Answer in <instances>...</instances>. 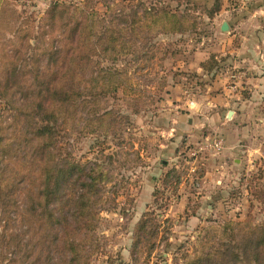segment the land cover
Wrapping results in <instances>:
<instances>
[{
	"label": "rangeland",
	"instance_id": "rangeland-1",
	"mask_svg": "<svg viewBox=\"0 0 264 264\" xmlns=\"http://www.w3.org/2000/svg\"><path fill=\"white\" fill-rule=\"evenodd\" d=\"M54 4L71 18L54 25ZM66 42L85 58L57 155L95 178V230L78 241L86 264H197L222 252L257 264L242 252L264 233V0H0V264L58 258L26 213L39 126L29 111L41 78L54 90L44 53ZM215 136L221 152L198 151ZM144 217L153 232L136 253Z\"/></svg>",
	"mask_w": 264,
	"mask_h": 264
},
{
	"label": "trees",
	"instance_id": "trees-1",
	"mask_svg": "<svg viewBox=\"0 0 264 264\" xmlns=\"http://www.w3.org/2000/svg\"><path fill=\"white\" fill-rule=\"evenodd\" d=\"M62 18H71L69 9L65 5L54 4V25ZM75 32L83 34V27ZM68 35L71 36L70 31ZM84 52L83 44L73 46L66 42L54 46L52 54L49 51L44 53V57L54 59L51 62L54 65V90L44 77L41 78L40 89L30 98L32 106L29 112H33L39 122V126L35 123L30 139L36 160L34 168L37 167V184L33 187L34 193L29 190L30 205L26 213L38 224L41 234H45L41 239L43 252L58 255L54 264H86V255H80L78 251L79 237L81 232L87 234L95 230V214L90 204L91 190L96 188L95 178L91 176L90 170L70 156L62 158L57 155L61 150L57 146L59 114L62 110L65 113L68 110L72 82L77 78L75 72L83 70ZM148 226L149 221L144 217L136 230V253L142 248L146 249L148 234L153 232L147 231ZM262 236L253 250L249 251L245 247L242 252L244 258L254 259L257 264H264V250L259 249V246L264 245V233ZM253 244L247 241L246 245ZM224 253H220V258L201 259L197 264H230V260L227 263L222 258H228Z\"/></svg>",
	"mask_w": 264,
	"mask_h": 264
},
{
	"label": "built area",
	"instance_id": "built-area-1",
	"mask_svg": "<svg viewBox=\"0 0 264 264\" xmlns=\"http://www.w3.org/2000/svg\"><path fill=\"white\" fill-rule=\"evenodd\" d=\"M224 147V141L221 137L215 136L213 139H211L209 142L205 141L201 147H199V152L204 150V149H211L214 151L216 154L221 152V150ZM195 154V153H194Z\"/></svg>",
	"mask_w": 264,
	"mask_h": 264
},
{
	"label": "crops",
	"instance_id": "crops-1",
	"mask_svg": "<svg viewBox=\"0 0 264 264\" xmlns=\"http://www.w3.org/2000/svg\"><path fill=\"white\" fill-rule=\"evenodd\" d=\"M249 79H247V81H248ZM261 86H264V77H259L258 79H257V84L255 85V87H258V89L259 88H261ZM227 92H229V90H227ZM253 103H251V102H249V101H242V102H240V106H241V108L243 109L244 107H248V108H250L251 107V105H252ZM234 116H238V114L236 113V111L235 112H233V117ZM235 142L233 141V147H231V148H235ZM229 153H233V152H229ZM229 153H227V154H229Z\"/></svg>",
	"mask_w": 264,
	"mask_h": 264
},
{
	"label": "water",
	"instance_id": "water-1",
	"mask_svg": "<svg viewBox=\"0 0 264 264\" xmlns=\"http://www.w3.org/2000/svg\"><path fill=\"white\" fill-rule=\"evenodd\" d=\"M228 30V25L226 24V23H223L222 25H221V31H227ZM233 114V112H229L228 113V117H230L231 115Z\"/></svg>",
	"mask_w": 264,
	"mask_h": 264
}]
</instances>
